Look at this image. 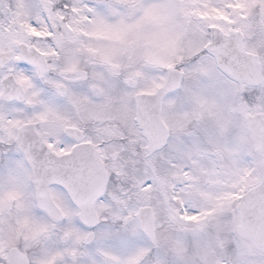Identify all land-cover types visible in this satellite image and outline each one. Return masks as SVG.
I'll list each match as a JSON object with an SVG mask.
<instances>
[{
    "label": "snow or ice",
    "instance_id": "obj_1",
    "mask_svg": "<svg viewBox=\"0 0 264 264\" xmlns=\"http://www.w3.org/2000/svg\"><path fill=\"white\" fill-rule=\"evenodd\" d=\"M0 264H264V0H0Z\"/></svg>",
    "mask_w": 264,
    "mask_h": 264
}]
</instances>
